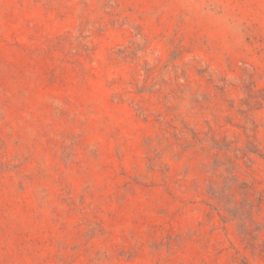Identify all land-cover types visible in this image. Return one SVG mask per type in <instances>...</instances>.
<instances>
[{"label": "rangeland", "instance_id": "rangeland-1", "mask_svg": "<svg viewBox=\"0 0 264 264\" xmlns=\"http://www.w3.org/2000/svg\"><path fill=\"white\" fill-rule=\"evenodd\" d=\"M0 264H264V0H0Z\"/></svg>", "mask_w": 264, "mask_h": 264}]
</instances>
